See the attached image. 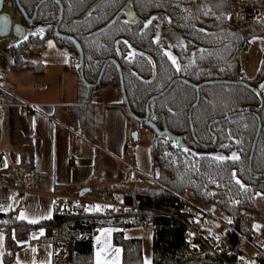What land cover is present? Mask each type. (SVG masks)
I'll return each instance as SVG.
<instances>
[{
	"label": "trees",
	"instance_id": "16d2710c",
	"mask_svg": "<svg viewBox=\"0 0 264 264\" xmlns=\"http://www.w3.org/2000/svg\"><path fill=\"white\" fill-rule=\"evenodd\" d=\"M13 1V0H12ZM27 15H30L39 0H18ZM64 7L63 21L59 31L74 37L80 43L84 53V79L94 83L102 64L107 58L118 60L122 69L124 89L132 113L137 117L145 115L147 100L160 92L175 78H183L190 83L204 81H252L245 80L241 63V52L250 44L253 37L260 38L264 47V8L255 20L235 24L228 19L233 0H131L132 11L137 20L126 23L121 11L128 0H60ZM96 4L89 16L79 21L88 9ZM37 22L48 26L45 38L27 37L21 43L9 49L11 63L9 69L21 71L31 65L24 59L25 53L33 47L43 48L45 42L54 38L52 28L57 22L58 7L53 2L45 3L38 12ZM152 24L141 33L144 23L150 18ZM79 21V22H78ZM170 21V22H169ZM203 29L204 31H201ZM159 36V42L153 39ZM55 39V38H54ZM98 40L100 45L95 41ZM127 40L137 53L132 62L125 59L129 49L116 41ZM69 53L77 57L75 47L68 41L56 40ZM120 50L121 59L117 56ZM200 49L205 51L201 52ZM164 50H170L181 65H189L186 70L176 73ZM153 64L149 63V59ZM104 77L118 84V76L113 65H108ZM264 78V51L261 54L259 75ZM93 95L96 91L85 88ZM201 93L212 101L211 104L200 101L192 111L191 121L196 138L203 142L207 137V124L214 118H220L231 110L257 106V100L249 90L234 85H215L204 87ZM196 98L195 90L183 83L172 86L167 95L149 106L150 118L160 125L164 118L169 131L185 135L186 143L193 145L190 136L188 110ZM121 108L133 128L145 127L134 121L127 113L125 104H116ZM171 108L172 112L168 109ZM264 114V106L262 113ZM155 116L156 119H152ZM243 154L245 161L241 165H228L220 169L204 161L192 162L181 158L166 148L168 153L153 141V182L138 189L124 186L98 190L94 199L121 201L125 204H137L139 210L132 215L114 214L110 217L89 212L83 217H53L37 225L17 222L14 215L0 212V225L5 233V254L2 264H13V253L18 248L13 235H20L35 227L45 230L44 240L58 250L53 264H94L92 240L103 227L122 229L113 235V244L122 250L121 264H144L142 240L125 238L123 230L129 227H151V264H213L214 258L205 255L202 247L186 242V229L175 217L180 216L177 208L190 197L202 208L201 212L220 210L229 217V229L224 242L219 240L220 254L226 257L232 254V260L248 257L247 244L252 241V224L258 221L264 225V209L255 199L256 183L247 174V155L255 130V120L250 114L242 116ZM83 129L91 128V120L79 116ZM235 134V128L232 129ZM169 144L167 142L166 146ZM201 149V148H200ZM258 158H255V161ZM255 164V162H253ZM235 170L237 178L247 186V191L231 179ZM210 178L215 183L210 182ZM215 193V195H210ZM239 201V203H236ZM213 213V212H212ZM207 218V217H206ZM59 229V233L54 232ZM216 238L215 235H210ZM258 245V243H257Z\"/></svg>",
	"mask_w": 264,
	"mask_h": 264
},
{
	"label": "crops",
	"instance_id": "0c3cea01",
	"mask_svg": "<svg viewBox=\"0 0 264 264\" xmlns=\"http://www.w3.org/2000/svg\"><path fill=\"white\" fill-rule=\"evenodd\" d=\"M260 1L264 3V0ZM19 37L11 33L0 35V43L4 39L22 41L23 38ZM255 40H259L257 45L264 51L260 38ZM44 48L47 47L28 50L24 59L31 67L21 71L10 70L7 63L0 60V207L4 208L1 213H10L17 222L28 225L53 219V194L104 201L92 198L93 194L120 186L143 188L144 182H153L154 177L152 136L142 127L133 128L123 110L116 106L120 103L119 87L112 86L111 95L107 97L101 94L100 86L94 89L93 95L85 89L86 86H60L56 79L58 74L66 76L67 69L79 74V68L74 67L72 61L67 66L60 59L44 56ZM22 104L33 110L25 111ZM81 115L91 120L90 129L81 126ZM133 131L138 132V139L133 144V153L128 154L125 143L131 140ZM128 166L133 167L135 173L122 171ZM26 172L35 175V184L29 190L23 189L22 175ZM85 206L89 211L95 209L94 205ZM21 212L27 219H18ZM29 219L38 222L31 224ZM103 228L114 229L109 239L116 248L113 235L122 229ZM140 228H126L123 235L125 238H140ZM40 229L39 226L15 235L18 248L13 253V264H33L34 261L48 264L49 259L53 264L59 251L44 240L45 230L43 236L39 235ZM0 235L4 236L0 241L2 264L5 233L1 227ZM98 235H101L99 230L92 240L93 261L100 246L95 239ZM214 235L222 238L217 233Z\"/></svg>",
	"mask_w": 264,
	"mask_h": 264
},
{
	"label": "flooded vegetation",
	"instance_id": "af4514ba",
	"mask_svg": "<svg viewBox=\"0 0 264 264\" xmlns=\"http://www.w3.org/2000/svg\"><path fill=\"white\" fill-rule=\"evenodd\" d=\"M40 1L41 0H39L38 3ZM48 2H53L58 7V4L56 2H54V1H48ZM59 2L61 3L60 0H59ZM18 3L20 5V2L19 1H18ZM37 4L34 6V9L37 6ZM44 4H42L40 6V8ZM61 5L63 7V4L62 3H61ZM95 6H96V4H95ZM126 6H127V9H125ZM94 7H93V9H94ZM6 8L7 9H10L12 11V13L14 14L12 16L14 17L15 21L17 22L15 25H13L14 26V29H15V26H16V30L13 31L12 30V27H10L11 32L15 36H16V32H18V33L21 32V30L20 31H17V26H19V29H22V35L20 33L21 36L19 35L20 36L19 38L25 39V37H31V36H33V38H37V39H41L43 37L45 38V35L48 32V26H46V25H40L37 22L38 17H39L38 12H39L40 8L38 9L37 14H36V18H35L34 22H32V23H28V22H26L24 20V18L22 17V15L20 14L19 10L16 7L15 0H13V1L12 0H4L3 10H2V12L0 14H2V13L3 14L4 13H8V12L4 11ZM34 9H33L32 13L30 15H27L29 19L32 18ZM93 9H92V11H93ZM124 9H125V12H123ZM58 13H59V8H58ZM121 14L124 17L123 20L126 23L133 24V23L136 22L137 18H136L135 14L132 11L131 0H128V2L125 4V6L123 7V9L121 11ZM63 15H64V7H63ZM57 21H58V16H57ZM62 21H63V18H62ZM62 21H61V23H62ZM79 21H81V20L79 19ZM61 23H60V25H61ZM56 24H57V22H56ZM55 25H54V27H55ZM60 25H59V28H60ZM54 27L52 28V34H53V36H54ZM39 28H44L45 31L43 33V36H41L40 34L32 35V33L33 32H36V30L39 29ZM59 28H58V32L60 34H62L59 31ZM62 35H65V34H62ZM65 36H69V35H65ZM54 38H50L48 40H51V39L52 40H55V41L56 40H60V39L56 38L55 36H54ZM63 41H66V40H63ZM1 42L2 43H0V60H1L2 63H7V67H8L10 65V63H11L10 56H9V49L11 47H13V46H16V45H13L14 44L13 41H12L13 43L12 42H7V45H5V41L4 40H1ZM21 42H19V43H21ZM44 42L46 43V41H44ZM56 42L58 43V41H56ZM77 42H78V40H77ZM95 43L97 45H100V42L98 40H96ZM60 47H61V45H60ZM61 48L64 51L69 52V51H67V49H65V47H61ZM76 54H77V50H76ZM145 56L148 59H150L147 55H145ZM175 56H177V55H175ZM83 57H84V53H83ZM117 57L119 59H121V54H119ZM76 58L78 60V54H77V57ZM110 58H107V59H110ZM107 59H105L104 62ZM111 59H114V58H111ZM114 60L119 65L118 60H116V59H114ZM78 62H79V60H78ZM104 62H103V64H104ZM103 64H102V67H103ZM110 64L111 63H108L107 64V66L105 68V71H106L108 65H110ZM111 65H113V64H111ZM102 67H101V69H102ZM119 67H120V65H119ZM114 68H115V66H114ZM101 69H100V71H101ZM120 69H121V67H120ZM105 71H104V74L102 76V79H101V82H100L99 86L102 83L107 82L109 84L117 85L119 87L120 86L119 85V77H118V84H115V83H113V82L110 81V77H104ZM116 72H117V70H116ZM121 74H122V69H121ZM258 75H259V69L257 70L255 76L252 79H250L251 81L253 79H255V81L253 83H250V85L246 82L249 85V87L252 88V90H250V89H248L246 87L240 86V87H243V88H245V89H247V90H249L250 92L253 93V95L255 96V98L257 100L258 105L257 106H254V107H251V108L250 107H246V108H243V109L241 108V110H239V111L231 110L230 113H228L227 115H225L223 117L212 119L207 124L206 130H207V134L208 135H207V137H204L205 139H204L203 142L199 141L196 138V136L194 134V128H193V125H192L191 118H190V122H191V125H192V130L190 129L189 119H188V122H189V130H190L189 132H190V136H191L192 141H193V145L192 146L190 144H187L186 143V140H185L186 136L185 135L175 134V133H172L171 131H169V129L167 128V126L165 124L164 118L161 119V123H160L159 126L156 125L155 123H153V121L150 118V111H149V121H151L158 128V131H159L160 134L155 135L151 130H149L145 126V124H143L145 127H142V128H144V129H146V130L149 131V133L152 136V144H153V141H157V143L163 149L162 150L163 153H168L167 149L168 148H171V151L174 152L176 156H178L179 158H181V161H185L187 158H189V159H191L192 162H195L196 160L197 161H204V162L209 163L210 165L211 164L212 165H215L216 167H219L220 169H224V168L225 169H228V165H230V164L231 165H234V164L241 165V163L245 161L244 154H243V148H242L244 139H242V137L240 135V134L243 133L244 124L238 118H242V116H245V115L250 114V116L255 120V130H254V133H253V137H252V140H251V144H250L249 149H248V155H247V174L256 183L257 190L254 193L255 199L258 202H263L264 203V114H261L262 113L263 106H264V89H262L260 87L262 84H264V78L263 79H260L259 78L258 80H256V78L258 77ZM117 76H118V73H117ZM97 78H98V76H97ZM97 78H96V80H97ZM177 78H180V77H177ZM177 78H175V79H177ZM83 79H84V59H83ZM175 79H173V80H175ZM96 80H95V82H96ZM122 80H123V74H122ZM245 80H247V79L245 78ZM250 80H247V81H250ZM84 81H85V79H84ZM236 81H238V80H236ZM204 82H208V81H204ZM94 83H91V84H94ZM201 83H203V82H201ZM201 83H198V84H195V85H199ZM123 85H124V82H123ZM186 86H188V85H186ZM206 87H208V86H206ZM202 89H200V91H199V95L201 96L200 97V100H199V103H200L201 100H203L204 102H207L208 104H211L212 101L210 99H207L201 93V90ZM195 93H196V97H197V92L195 91ZM195 101H196V98H195ZM191 116H192V112H191ZM226 117H228V119L223 120V121H219V122L213 124L209 128V124L211 122H213L215 120H222V119H224ZM258 126H260V130H259V133L257 135ZM233 128H235V134L232 132V129ZM168 134L170 136H168ZM173 141L176 142V144L178 145V147H173V143H172ZM167 142H169V144L167 145V147H165L166 144H167ZM221 145H228V147H221ZM184 148L189 149V151L187 153H185L184 152ZM232 152H236L238 154V156L240 157V159L238 161L233 162L231 160H227V161L222 162V163H217V162L212 161L210 159L211 156L216 155V154H220V155H224V156H231ZM256 157L258 159L255 161V158ZM253 162H255V164H253ZM257 193H260V195H257ZM214 209H215V207L212 206L210 213L209 212H204L205 213V220L207 219L206 217H209L212 214V212H214Z\"/></svg>",
	"mask_w": 264,
	"mask_h": 264
},
{
	"label": "built area",
	"instance_id": "2783aa9c",
	"mask_svg": "<svg viewBox=\"0 0 264 264\" xmlns=\"http://www.w3.org/2000/svg\"><path fill=\"white\" fill-rule=\"evenodd\" d=\"M263 8L264 3H261L260 0H233L232 8L228 18L235 24L246 23L251 21V12L257 13L255 14L257 16L262 13ZM72 65L78 68V60L73 59ZM22 107L27 112L33 110L31 106L26 104H22ZM133 144L134 143L131 140H128L125 143V148L128 154L133 153ZM122 171L124 173H135V169L131 166L123 168ZM22 180L24 185L23 189L29 190L35 184V175L31 172L23 173ZM86 204L94 206L100 205L101 210L96 211L94 209L92 211H86L85 209H88L85 206ZM139 209L140 208L137 204H125L121 201H94L73 195L53 194L51 196V212L54 217L60 218H65L68 216L83 217L89 212L99 213L101 216L105 217H110L114 214L132 215ZM3 211L4 208L0 207V212ZM175 218L181 224H183L186 229V242L196 247H202L205 255L209 258H214V261H216V263L213 264H264V252H258L257 250L255 251L256 253L250 257L240 256L235 258V260H232V254H228L226 257L222 256L219 250V240L210 236L202 225V222L205 220V213L203 220L184 214H180V216ZM2 224L3 221L0 220V225ZM54 232L59 233V229L54 228Z\"/></svg>",
	"mask_w": 264,
	"mask_h": 264
},
{
	"label": "rangeland",
	"instance_id": "374dc122",
	"mask_svg": "<svg viewBox=\"0 0 264 264\" xmlns=\"http://www.w3.org/2000/svg\"><path fill=\"white\" fill-rule=\"evenodd\" d=\"M4 11L14 15L12 13V11L10 9H5ZM257 13L255 12H251V21L255 20ZM229 19V18H228ZM12 36H15L13 33H11ZM11 36V35H10ZM11 38V37H10ZM11 41V39H9ZM5 41V45H7V42H9L8 40L4 39ZM48 41H46V45L43 50L44 56H48L51 58H57L62 60V62L64 63L65 60H67V63H64L65 65L69 66L71 64V61L73 58H75L76 56L72 55V53L69 52H65L60 45L55 41H53V45L52 47L49 46ZM259 41V40H258ZM257 40H253V43L250 44V46H247L240 54L241 56V63H242V70L244 73V77L247 80L252 79L257 70L260 67V63H261V54H262V49L261 46L257 45ZM21 41L16 40L14 41L13 45H18V43ZM2 43V42H1ZM43 49V48H42ZM264 49V48H263ZM67 75H62V74H58L57 75V82L60 84V86H85L82 82V79L80 77V74L77 73V71L71 70V69H67ZM69 74V75H68ZM69 76V77H68ZM72 78H71V77ZM112 86H114V88L118 89L117 85H113V84H109L107 82H104L100 85L101 87V94L105 95L108 97V95H111L112 92ZM115 90V89H114ZM120 89H119V95H118V99L120 100L119 102H123L122 100V96H120ZM111 98L113 99V97L111 96ZM122 108V106H121ZM144 185H148L146 184L147 182H144ZM183 201L185 203L190 204L193 207H197V208H202V206H200L197 202L192 201V199H190V197H185L183 199ZM260 206L262 208H264V203L263 202H259ZM229 217L224 214L223 212H221L220 210H215L209 217H207L206 220H204L202 222V225L204 226L206 232L209 235H214V233H217L219 235L222 236V238H220L221 242H224V237H225V233L226 231L229 229ZM254 225H258L259 227L256 228L254 227ZM216 226V228H214ZM151 227H141L140 228V238L142 240V256H143V263L144 260L147 258L150 262H151ZM252 241L247 242L246 239H243V242L245 244H247L246 248H247V252H248V257H250L251 255L255 254L256 250L258 252H264V225L258 221H254L252 224ZM258 243V245H257Z\"/></svg>",
	"mask_w": 264,
	"mask_h": 264
},
{
	"label": "water",
	"instance_id": "95a60500",
	"mask_svg": "<svg viewBox=\"0 0 264 264\" xmlns=\"http://www.w3.org/2000/svg\"><path fill=\"white\" fill-rule=\"evenodd\" d=\"M48 1H54L58 4V8H59V13H58V21H57V24L55 25L54 27V36L60 40H66V41H69L70 43H72L76 50H77V54H78V60H79V74H80V77L82 79V82L83 84L88 87V88H92V89H96L97 87H99V84L101 82V79H102V76L104 74V71H105V68L107 66L108 63H111L115 66L116 70H117V73H118V77H119V89H120V93H121V96H122V100H123V103L125 104V107H126V110H127V113L128 115L136 122L138 123H141V124H145V126L151 130L155 135H158L160 134L159 131H158V128L151 122L149 121V105L154 102L155 100L161 98V97H164L165 95L168 94V92L171 90L172 86L177 83V82H181V83H184L186 85H188L189 87L195 89V91L197 92V97H196V101L194 102V104L190 107L189 111H188V119H189V122H190V118H191V112L192 110L198 105L199 103V100H200V95H199V91L200 89H202L203 87H206V86H215V85H234V86H243V87H246L250 90H252L251 87H249V85L245 82V81H236V80H231V81H223V80H218V81H208V82H203L199 85H195V84H192L190 83L189 81L185 80V79H182V78H177L175 80H173L162 92L156 94V95H153L151 96L147 102H146V105H145V116L140 118V117H137L135 116L130 107H129V104H128V100H127V97H126V93H125V89H124V85H123V80H122V74H121V69L118 65V63L114 60V59H107L104 64H103V67L101 69V71L99 72V75H98V78L96 80V82L94 84H88L84 81L83 79V51H82V48L79 44V42H77V40L71 36H65V35H62L58 32V28H59V25L62 21V18H63V7L61 5V3L59 2V0H41L37 6L35 7L34 9V12H33V16L31 19L28 18L26 12L24 11V9L19 5L18 1L15 0V4H16V7L17 9L19 10L20 14L22 15V17L24 18V20L28 23H32L34 22L35 18H36V14H37V11L38 9L40 8V6ZM3 3H4V0H0V13L2 12L3 10ZM95 6V4L89 8V10L86 12V14H84L80 20L86 18L87 16L90 15L93 7ZM127 9V6L126 8ZM125 9L123 10V12H125ZM0 16H6L8 19L6 22H0V35H7L9 32H11L10 30V27H12V30H16V26H15V29H14V26L17 22L15 21L14 17L12 16V14L10 15V13H2L0 14ZM18 27V26H17ZM21 30V35H22V29ZM20 33L16 32L17 35H20ZM20 35V36H21ZM228 119V117L222 119V120H215L213 122H211L209 124V128L219 122V121H223V120H226ZM190 129L192 130V125H191V122H190ZM259 130H260V126H258V129H257V135L259 133ZM168 136H170L168 134ZM138 139V132L137 131H133L131 133V141L133 143H135ZM253 151V150H252ZM251 172V171H250ZM84 191H87V190H84ZM178 213L179 214H184V215H187V216H194L196 217L197 219H200V220H203L204 219V214L198 210L197 208L187 204V203H182L178 206V209H177Z\"/></svg>",
	"mask_w": 264,
	"mask_h": 264
},
{
	"label": "snow or ice",
	"instance_id": "6c2138e0",
	"mask_svg": "<svg viewBox=\"0 0 264 264\" xmlns=\"http://www.w3.org/2000/svg\"><path fill=\"white\" fill-rule=\"evenodd\" d=\"M7 19L8 18L6 16H0V22H6ZM154 19H155V17H152L144 23V28L141 29V33H143V31L145 29H147L149 27V25L152 24V20H154ZM17 31H20L19 26L17 27ZM44 31H45L44 28H39L36 30V32H33L32 35L40 34L41 36H43ZM201 31H204V30L201 29ZM25 39H27V37H25ZM253 39L255 40L256 37H253ZM152 42L158 43L159 42V36L157 35V37L154 38ZM115 43L117 45H119L120 43H123L129 49L127 56H125V59L128 62H132L136 55L143 56V53H137L134 49H132V46L129 44V42L127 40L116 41ZM48 44L50 47L54 46L53 41H51V40L48 41ZM200 51L203 52L205 50L200 49ZM117 54L118 55L120 54L119 48H117ZM163 56L167 57V60L170 61L171 66L174 68L176 73H179L182 70H186L189 66V65H181L177 56L173 55V53L170 50H164ZM64 63H67V60H65ZM149 63L153 64L151 59H149ZM77 67H79V65H77ZM154 67H155V65L153 64V68ZM260 87L262 89H264V84H262ZM168 111L172 112V109L169 108ZM152 119H156V117L152 116ZM172 143H173V147H178V145L176 144L175 141H173ZM221 147H228V145H221ZM188 151H189V149L184 148L185 153H187ZM210 159L212 161L217 162V163H222V162H225L227 160H231V161L235 162V161H238L240 159V157L238 156V154L236 152H232L231 156H224V155L216 154V155L211 156ZM231 179L235 181V183L240 187V189L247 191V186L244 183H242V181L239 178H237L235 170H233L231 172ZM210 182L215 183V180H212L210 178ZM210 195H215V193H210ZM257 195H260V193H257ZM236 203H239V201H236ZM94 208L96 211L101 210L100 205H95ZM85 210L88 211L89 209H85ZM18 219H20V220L27 219L26 214L24 212H21ZM28 222L31 224H35L38 222V220L37 219H29ZM229 223H231L230 220H229ZM254 227L258 228L259 226L254 225ZM113 231H114V229H112V228H101V229H99V232L101 235L96 236L95 239L97 241V244L100 246L96 249V251L94 253V264H121L120 255H121L122 250L118 247L114 248L111 245V242L109 239L111 236V233ZM39 235L40 236L44 235V229L43 228L40 229ZM102 237H103V239H102ZM14 238L15 237L13 235V239ZM33 238L38 239V237H33ZM3 239H4V236L0 235V241H2ZM216 239H219V237H216ZM32 251L35 252L36 249L33 248ZM51 255L52 254L50 253L49 256H51ZM241 259H243V258H241ZM33 264H36V262L34 261ZM48 264H51L50 259L48 261ZM144 264H151V262L146 258L144 260Z\"/></svg>",
	"mask_w": 264,
	"mask_h": 264
}]
</instances>
